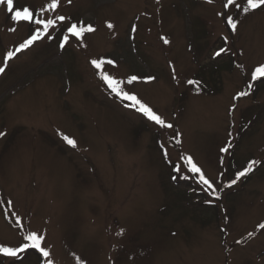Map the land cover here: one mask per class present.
Here are the masks:
<instances>
[{
  "label": "rangeland",
  "instance_id": "rangeland-1",
  "mask_svg": "<svg viewBox=\"0 0 264 264\" xmlns=\"http://www.w3.org/2000/svg\"><path fill=\"white\" fill-rule=\"evenodd\" d=\"M50 2L14 0L34 16L69 19L0 74V243L36 231L54 264H264V79L251 81L264 63V9L230 10L240 21L232 33L217 15L224 0H60L56 12L41 14ZM12 15L0 6V66L36 27ZM80 21L96 29L85 33L86 47L67 32ZM221 47L228 51L214 58ZM101 57L116 62L105 70L119 79L154 76L125 88L173 129L125 107L90 63ZM249 83L250 94L233 99ZM182 155L213 180L219 199ZM252 160V173L224 186ZM15 264L43 258L30 249Z\"/></svg>",
  "mask_w": 264,
  "mask_h": 264
},
{
  "label": "snow or ice",
  "instance_id": "snow-or-ice-1",
  "mask_svg": "<svg viewBox=\"0 0 264 264\" xmlns=\"http://www.w3.org/2000/svg\"><path fill=\"white\" fill-rule=\"evenodd\" d=\"M208 3H213V0H207ZM68 3H71V0H68ZM0 6L6 7L7 12L12 13L11 16L12 20L15 21H27L36 27L34 28V33L30 35L27 39H25L22 43L14 51H8L6 53V57L4 59V63L0 66V74H3L8 67V62L13 59L17 53L28 49L31 47L35 42L41 40L45 36H49V30L53 29L57 26L58 22H65L69 18L65 17L64 15H56L54 19L52 18H43L42 15L34 16L33 10L25 7V8H16L14 6V0H0ZM60 6V0H51L50 3L47 4L46 8H42L40 13L43 14L47 11L56 12V10ZM223 10L218 12L217 15L224 18L226 25L230 29L232 33H235L238 30V24L240 21L235 19L231 14H229L230 10L238 9L244 14H248L250 12H254L257 10L264 9V0H245L244 3H239L238 0H224L222 4ZM42 26V27H40ZM107 27L112 29L114 25L111 22L107 23ZM15 31V29H11ZM96 29L93 27L92 24L85 25L83 21L78 23H70V26H67V32L72 36L77 38L81 41V46L86 47L83 44V39L85 33H92L95 32ZM132 31H136V28L133 27ZM49 38H51L49 36ZM163 42L165 44L169 43L167 38H163ZM223 40L225 43L228 42V37L224 36ZM69 41V35H65L63 37V42L60 44V47L63 48L65 44ZM228 49L225 47H221L218 51L213 53V57H219L222 53L227 52ZM91 65L94 69L97 70V75L99 76L100 80L107 86V88L115 95V97L119 98L121 101H127L124 106L135 109L137 112L141 113L145 116L148 120L154 122L155 125L159 126L160 129H173L174 125L172 123L167 122L161 115L157 114L149 105L144 103L136 93L130 92L126 90L125 85H131L133 82L144 80L145 82H150L155 79L154 76H147V77H140L137 75H131L127 77L126 80L119 79L114 75L109 74L108 71L105 70V65L116 66V62L112 59L107 58H97L92 59L90 61ZM175 71V69H173ZM264 79V63L260 64L259 66L255 67L251 73V81H259ZM188 84L194 85L196 90L199 92L202 90L201 81L199 80H188ZM247 91H240L233 97V99H240L242 97L248 96L253 88V84L249 83L247 85ZM235 108V105H233ZM5 133L0 132V137L4 136ZM61 138L70 145L73 149L77 147V141L74 138L69 137L63 133H59ZM231 136V133H229ZM172 139H176L174 135ZM180 143L179 140L176 141ZM160 147L163 150V154L165 157H168L169 153L164 145L161 142ZM232 147L231 141H228L226 146L222 147L220 151L222 153H228L230 148ZM179 159L183 162L187 172L194 174L196 177L197 182L204 186V190L208 191L210 195L214 196L215 198L219 199V192L217 187L213 183V180L210 179L200 167L191 155H182ZM221 164H223V157L221 158ZM259 163L257 160L250 161L245 168L240 171H237L235 177L231 179L225 187L231 188L233 185L237 184V182L242 178L246 177L248 174L252 173L255 170V166ZM174 170L177 173L181 172V165L178 163L174 166ZM223 175V174H221ZM187 178V177H185ZM211 202V201H209ZM8 205H12V201H7ZM15 215V214H14ZM20 217H16V223L18 226L23 228V225L20 224ZM260 229H264V223L259 225ZM123 230H121L118 235H122ZM253 233H249V236H252ZM30 249L36 250L40 256L43 258V264H54L53 260L51 259V250L45 244V236L40 234L36 231H27L25 235L13 246H8L3 243H0V257L9 258L12 260L13 264H15L16 260H21L23 254H28ZM79 264H84L83 261L80 260L79 257L76 258Z\"/></svg>",
  "mask_w": 264,
  "mask_h": 264
}]
</instances>
